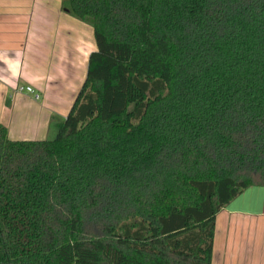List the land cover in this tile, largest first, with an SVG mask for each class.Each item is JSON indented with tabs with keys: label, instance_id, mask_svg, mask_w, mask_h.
<instances>
[{
	"label": "trees",
	"instance_id": "16d2710c",
	"mask_svg": "<svg viewBox=\"0 0 264 264\" xmlns=\"http://www.w3.org/2000/svg\"><path fill=\"white\" fill-rule=\"evenodd\" d=\"M97 49L42 140L0 122V264H212L264 187V0H63Z\"/></svg>",
	"mask_w": 264,
	"mask_h": 264
},
{
	"label": "crops",
	"instance_id": "0c3cea01",
	"mask_svg": "<svg viewBox=\"0 0 264 264\" xmlns=\"http://www.w3.org/2000/svg\"><path fill=\"white\" fill-rule=\"evenodd\" d=\"M62 3L0 0V122L13 140H42L52 116L68 115L97 49L93 28ZM212 264H264L263 186L217 214Z\"/></svg>",
	"mask_w": 264,
	"mask_h": 264
},
{
	"label": "built area",
	"instance_id": "2783aa9c",
	"mask_svg": "<svg viewBox=\"0 0 264 264\" xmlns=\"http://www.w3.org/2000/svg\"><path fill=\"white\" fill-rule=\"evenodd\" d=\"M16 91L17 92H23V91L34 92V90L31 86H19V87H17ZM36 97L38 98L39 95H36Z\"/></svg>",
	"mask_w": 264,
	"mask_h": 264
}]
</instances>
